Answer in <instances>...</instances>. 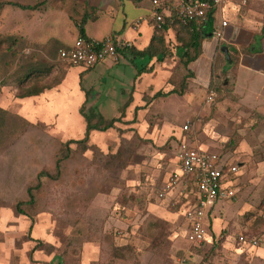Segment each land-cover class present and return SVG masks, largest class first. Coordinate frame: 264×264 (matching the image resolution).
I'll use <instances>...</instances> for the list:
<instances>
[{
    "label": "rangeland",
    "instance_id": "rangeland-1",
    "mask_svg": "<svg viewBox=\"0 0 264 264\" xmlns=\"http://www.w3.org/2000/svg\"><path fill=\"white\" fill-rule=\"evenodd\" d=\"M2 19L0 85L15 82L13 70L21 63L16 55L20 46L9 47L7 35L12 31ZM173 44L169 43L175 57L154 60V79L162 81L140 93L143 105L135 111L128 109L115 127L91 134L87 145L72 143L59 174L56 161L65 153L62 144L69 140L59 137L64 133L58 136L51 124H31L18 115L0 112V183L17 174L31 186L40 182L33 189L34 199L30 201L28 194L19 206L39 222L42 249L53 257L49 264H264V113L242 101L235 69L225 68L221 54L208 92L190 115L186 105L196 98L197 85L189 80L191 73ZM57 50L50 58L37 59L45 68L30 80L29 88L55 86L64 77L71 64L61 61ZM202 52L192 66L204 85L213 70L214 49L209 51L203 42ZM4 69H10L13 77L2 81ZM136 74L137 68L123 57L106 75L101 92L106 108L100 109L104 116L119 113ZM173 88L177 91L173 95H155ZM27 89L25 85L18 93ZM211 89L215 95L208 102ZM184 91L190 92L186 98ZM188 120L192 127L184 130ZM80 131L72 133L81 136ZM184 139L196 141L220 162L239 167L232 177L236 195L218 200L210 210L208 236L201 244H190L187 239L185 211L195 193L178 186L166 197H158L177 167V145ZM38 171L43 172L40 181ZM26 186L23 181L18 189ZM8 205L15 207L12 202ZM217 221L219 227L213 232ZM240 234L250 241L256 239L258 245L242 243Z\"/></svg>",
    "mask_w": 264,
    "mask_h": 264
},
{
    "label": "crops",
    "instance_id": "crops-1",
    "mask_svg": "<svg viewBox=\"0 0 264 264\" xmlns=\"http://www.w3.org/2000/svg\"><path fill=\"white\" fill-rule=\"evenodd\" d=\"M160 1L165 8L174 0ZM20 3L33 7L6 9L2 16L3 25L6 24L12 31L7 38L11 41L16 40V44L20 46L16 50V53L18 52L16 55L21 63L16 64L18 68L13 70L15 77L10 76L12 74L10 69H4L1 80L4 81L10 76L15 82L1 81L0 109L4 110L5 114L18 115L31 124H51L56 135L65 134L59 136L62 139L82 137L86 130V120L81 113V107L84 104L86 108L96 107L102 114L100 109L106 108V100L101 95L106 75L112 72V68L120 63L123 57L128 58L136 68L137 65L145 66L147 58L137 57L130 50H119L118 60L106 59L90 68L78 64L71 65L59 83L46 88L41 93L23 95V93H18L20 88L26 85L29 90H33L34 88H29L30 80L38 78L45 68L42 69L41 61L37 59L50 58L57 48L59 50L61 47L72 46L79 36L81 27L88 37L102 39L111 35L124 43V46L143 50L150 44L156 31L153 0H34ZM86 13L89 14V19L82 24V18ZM164 16V24L165 22L168 24L164 30L165 42L169 48L171 47L169 43L174 42L173 45L176 44L182 57V52L178 48V30L182 23L172 9H165ZM224 17L229 23L224 28L222 39L214 35V30L220 27L219 17L212 18L211 16L210 21L201 28L206 30L203 42L208 44L209 51L214 49L213 70L208 83L203 85L197 78L196 68L192 66L194 61L190 63L189 80L197 85V93L193 102L186 105L192 111V113L189 110L188 112L194 115L195 109L200 107L205 97L202 95L208 92V87L212 83L216 60L220 55L224 54L226 69L235 68L229 53L236 49H244L235 69L236 90L242 97V101L259 108L264 113V0H247L245 4L242 0H235L225 7ZM170 49L171 57H175L173 48ZM201 54L197 59L201 57ZM166 58L170 57L164 59ZM138 60L141 61L140 64ZM154 60L158 61L157 57L151 59L149 64V67L153 69ZM116 71L121 74L122 69L117 68ZM154 75L153 70L145 71L140 75L136 74L134 86L119 107L118 114H120V108L126 104V113L128 109L135 111L139 105H143L140 102V93L149 89V86L154 83L162 81V78L154 79ZM170 90L164 91L165 95L170 96L175 93H167ZM122 92L125 94L126 90L122 89ZM189 94L190 92L184 91V98ZM79 130H81V136L73 135L72 132ZM99 132L103 131L94 130L91 134ZM189 141L202 148L196 141ZM176 165L173 171L179 170L178 160ZM39 173L40 171H38L37 178ZM23 181L26 186L24 178L17 174L0 183V264H49L53 257L42 249L39 222L33 221L32 217L17 208L18 204L26 199L29 194L28 187L31 186L27 184L26 189L19 190L18 188L23 186ZM178 186L186 188L182 184ZM178 186L169 194L174 192ZM10 202L15 204L13 209L8 205ZM218 227L219 222L216 228L212 224L213 232L217 231Z\"/></svg>",
    "mask_w": 264,
    "mask_h": 264
},
{
    "label": "built area",
    "instance_id": "built-area-1",
    "mask_svg": "<svg viewBox=\"0 0 264 264\" xmlns=\"http://www.w3.org/2000/svg\"><path fill=\"white\" fill-rule=\"evenodd\" d=\"M235 0H174L169 6H162L160 0H153L155 10L153 12L156 28L164 27V10L172 9L176 12L178 20L195 29H201L207 24L212 14L220 16V27L214 30V35L222 39L224 28L229 21L224 17V10L227 5ZM245 4L247 0H242ZM125 44L116 37L108 35L102 39L78 36L74 44L70 47H61L58 50L59 59L68 64L83 65L87 68L93 67L98 62L106 59H119V48ZM215 92L210 90L207 101L213 100ZM192 127L191 120L184 125V130ZM177 160L179 170L173 171L166 180L162 189L158 192L159 198L166 195L178 185H188L189 180H184L187 176L191 178L196 189H191L196 197L185 211L188 224L187 239L192 244H201L207 239V217L211 207L218 200H226L236 195V189L232 180L239 169L238 165L222 163L218 157L204 150L189 140L184 139L179 142L177 150ZM242 243H249L257 246L258 241H252L240 234ZM185 259H182V263Z\"/></svg>",
    "mask_w": 264,
    "mask_h": 264
},
{
    "label": "trees",
    "instance_id": "trees-1",
    "mask_svg": "<svg viewBox=\"0 0 264 264\" xmlns=\"http://www.w3.org/2000/svg\"><path fill=\"white\" fill-rule=\"evenodd\" d=\"M9 4L14 5L16 7L23 8V9L33 7L32 5H29V4H22L19 2L0 0V18L2 16H4V12L6 10V7ZM215 17L220 18L219 15L217 16V14H215V13L212 14V18H215ZM88 19H89V14L86 13L83 16L81 23L82 24L85 23ZM212 21H213V19H212ZM167 27H168V24H167V22H165L164 27L162 29L156 28V31L152 37L150 44L146 48H144L143 50H136L134 48H130L129 46H124L123 48H119L118 50H125V51L130 50L137 57H140V58L145 57L147 59H153L154 57H157L158 61H162L165 57H169L172 55L171 49L166 44L165 37H164V30ZM79 36L88 37V36H86L82 27L80 28ZM205 36H206V30L205 29H195L189 25L180 24V28L178 30V38H179L178 48L182 52L181 61L187 68L189 67L190 63L195 61L199 57V55L202 53L203 39L205 38ZM15 43H16V40L11 41L9 47L13 48ZM242 52H244V49H236L233 52L229 53L230 54V60L232 61L233 65L235 67L234 69H236V67L240 61V54ZM152 70H153V67H147V66L141 67V66L137 65V75H140L141 73H143L145 71H152ZM60 81L61 80H58L57 83H59ZM51 87H53V86H44L38 90H28V91L24 92L23 95L38 94V93L43 92L46 88H51ZM173 92H177L175 90V88L171 89L167 93H173ZM163 94H166V93L162 92V91H158V92H156L155 95H163ZM126 108H127V104L120 108V114L118 116L107 118L101 112H99V110L96 107L86 108L85 104H84V106L81 107V113L83 114V116L86 120L85 134H84L83 138H81V139H69L62 144V146H63L62 151H64L65 153H63L61 157H58V159L56 161L57 173L59 174L61 171L62 160L67 158L69 153L72 151V148H71L72 143H82L84 145H87L92 131H94V130L106 131L110 128L115 127L116 122L122 121L123 117L125 116ZM1 111L5 112L4 110L0 109V112ZM42 175H43V172L41 171L38 175L39 181H40ZM184 180H189V184L192 185L191 187L189 185H187V188L189 187L190 190L196 189V187L192 183L191 178L185 176ZM39 185H40V182H38V184L36 186H29L28 187V193L30 195V201H32L34 199L33 189L35 187H38ZM19 204H18L17 208H18V210H21Z\"/></svg>",
    "mask_w": 264,
    "mask_h": 264
},
{
    "label": "water",
    "instance_id": "water-1",
    "mask_svg": "<svg viewBox=\"0 0 264 264\" xmlns=\"http://www.w3.org/2000/svg\"><path fill=\"white\" fill-rule=\"evenodd\" d=\"M224 49H226V48H224Z\"/></svg>",
    "mask_w": 264,
    "mask_h": 264
}]
</instances>
